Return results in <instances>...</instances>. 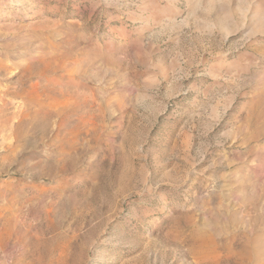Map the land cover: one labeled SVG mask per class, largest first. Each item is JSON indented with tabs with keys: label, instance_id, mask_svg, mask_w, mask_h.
<instances>
[{
	"label": "rangeland",
	"instance_id": "obj_1",
	"mask_svg": "<svg viewBox=\"0 0 264 264\" xmlns=\"http://www.w3.org/2000/svg\"><path fill=\"white\" fill-rule=\"evenodd\" d=\"M0 264H264V0H0Z\"/></svg>",
	"mask_w": 264,
	"mask_h": 264
},
{
	"label": "bare ground",
	"instance_id": "obj_2",
	"mask_svg": "<svg viewBox=\"0 0 264 264\" xmlns=\"http://www.w3.org/2000/svg\"><path fill=\"white\" fill-rule=\"evenodd\" d=\"M30 64H31V63H30ZM7 65H8V64H7ZM28 69H29V68H28ZM45 70H46V69H45ZM5 71H6V70H5ZM36 71H37V70H36ZM32 72H33V71H31V72L29 71V73H32ZM34 72H35V71H34ZM2 73H3V72H2ZM26 73H28V71H26ZM29 75H30V74H29ZM31 75H32V74H31ZM35 75H36V74H35ZM23 76H25V75H23ZM23 76H22V77H23ZM27 77H28V76H27ZM5 78H6V77H5ZM22 79H23V78H22ZM26 79H27V78H26ZM36 85H37V84H36ZM45 88H46V87H45ZM2 90H3V89H2ZM65 93H66V92H65ZM37 97H39V95H38ZM70 103H71V102H70ZM65 104H66V102H65ZM63 105H64V104H63ZM68 106H69V105H67L65 109H67ZM72 106H73V105H72ZM58 107H60V105H59ZM61 107H62V106H61ZM61 107H60V108H61ZM69 108H70V107H69ZM62 110H63V109H62ZM54 111H55V110H54ZM54 111H53V112H54ZM70 111H71V110H70ZM65 112H66V110H65ZM62 113H64V112H61V114H62ZM68 113H69V112H68ZM62 115H65V114H62ZM62 115H61V116H62ZM65 117H66V116H65ZM92 118H93V117H92ZM90 120H91V119H90ZM61 121H62V120H61ZM95 121H96V120H95ZM90 124H91V123H90ZM45 126H46V125H45ZM17 128H18V127H17ZM15 129H16V128H15ZM14 131H15V130H14ZM16 132H17V131H16ZM64 141H66V140H64ZM64 143H65V142H64ZM58 170H59V169H58ZM44 172H45V171H44ZM55 173H56V172H55ZM63 174H64V172H63ZM58 177H59V176H58ZM60 187H61V186H60ZM62 189H63V188H62ZM43 191H45V190H43ZM35 197H36V195H35ZM32 198H33V197H32ZM44 198H45V197H44ZM34 199H35V198H34ZM13 200H14V199H13ZM45 200H46V199H45ZM11 201H12V200H11ZM36 201H38V200H36ZM9 202H10V201H9ZM31 202H33V201H31ZM45 202H46V201H45ZM27 203H28V202H27ZM38 203H40V202H38ZM13 204H14V203H13ZM25 204H26V203H25ZM34 204H35V203H34ZM40 204H44V206H45V203H40ZM11 205H12V204H11ZM39 206H40V205H39ZM49 206H50V205H49ZM10 207H11V206H10ZM50 207H51V206H50ZM13 208H14V207H13ZM46 208H47V207H46ZM8 209H9V208H8ZM40 209H41V208H40ZM44 209H45V208H44ZM17 210H20V209H17ZM44 212H45V211H44ZM52 212H53V211H52ZM38 213H39V212H38ZM2 216H3V215H2ZM10 218H11V217H10ZM16 218H17V217H16ZM9 220H11V219H9ZM16 222H18V221H16ZM16 224H18V223H16ZM16 224H15V226H17ZM13 226H14V225H13ZM12 229H14V228H12ZM18 229H19V228H18ZM13 231H14V230H13ZM16 233H17V232H16ZM22 235H23V234H22ZM19 238H20V237H19Z\"/></svg>",
	"mask_w": 264,
	"mask_h": 264
}]
</instances>
